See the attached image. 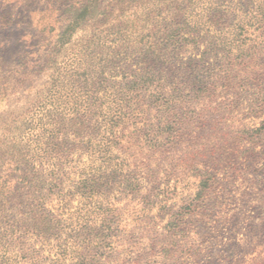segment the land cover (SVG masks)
I'll use <instances>...</instances> for the list:
<instances>
[{"label":"trees","instance_id":"obj_1","mask_svg":"<svg viewBox=\"0 0 264 264\" xmlns=\"http://www.w3.org/2000/svg\"><path fill=\"white\" fill-rule=\"evenodd\" d=\"M61 17L33 56L0 51V264H106L112 194L141 185L124 141L171 143L210 88L208 57L264 45V0H83Z\"/></svg>","mask_w":264,"mask_h":264},{"label":"rangeland","instance_id":"obj_2","mask_svg":"<svg viewBox=\"0 0 264 264\" xmlns=\"http://www.w3.org/2000/svg\"><path fill=\"white\" fill-rule=\"evenodd\" d=\"M82 1L0 0L5 59L33 56L46 26H63L64 6ZM249 46L248 57H208L210 88L184 107L171 143L124 141L141 185L112 194L119 227L106 264H264V45ZM204 50L189 45L179 58Z\"/></svg>","mask_w":264,"mask_h":264}]
</instances>
